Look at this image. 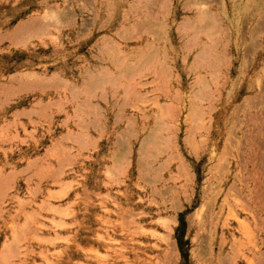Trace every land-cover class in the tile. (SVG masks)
Here are the masks:
<instances>
[{
  "label": "rangeland",
  "instance_id": "rangeland-1",
  "mask_svg": "<svg viewBox=\"0 0 264 264\" xmlns=\"http://www.w3.org/2000/svg\"><path fill=\"white\" fill-rule=\"evenodd\" d=\"M130 12L170 44L118 85ZM237 222L251 256L264 0H0V264H244Z\"/></svg>",
  "mask_w": 264,
  "mask_h": 264
},
{
  "label": "crops",
  "instance_id": "crops-1",
  "mask_svg": "<svg viewBox=\"0 0 264 264\" xmlns=\"http://www.w3.org/2000/svg\"><path fill=\"white\" fill-rule=\"evenodd\" d=\"M136 16L132 12L119 16L120 23L115 32L118 38V53L113 57L118 61V85L131 77L142 75L143 71L156 61L160 45L170 44L165 27V22L168 21L166 15H148L142 22ZM103 41L111 42L107 36H104ZM234 228L237 233H234L227 253L243 252L246 259L244 264H264V244L253 255H247V252L251 251L247 244L250 230L239 222Z\"/></svg>",
  "mask_w": 264,
  "mask_h": 264
},
{
  "label": "bare ground",
  "instance_id": "bare-ground-1",
  "mask_svg": "<svg viewBox=\"0 0 264 264\" xmlns=\"http://www.w3.org/2000/svg\"><path fill=\"white\" fill-rule=\"evenodd\" d=\"M256 151V150H255ZM254 156V155H253ZM254 158V157H253ZM254 167V166H253Z\"/></svg>",
  "mask_w": 264,
  "mask_h": 264
}]
</instances>
